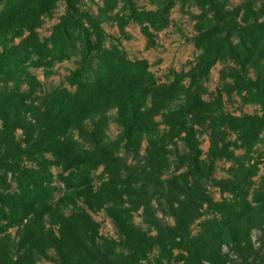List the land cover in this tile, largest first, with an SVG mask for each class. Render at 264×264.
Instances as JSON below:
<instances>
[{
    "label": "trees",
    "instance_id": "trees-1",
    "mask_svg": "<svg viewBox=\"0 0 264 264\" xmlns=\"http://www.w3.org/2000/svg\"><path fill=\"white\" fill-rule=\"evenodd\" d=\"M80 1L63 0L40 36L57 0H0V264H264V148L256 145L264 143V0H188L196 52L165 80L146 58H129L119 38L130 37L132 22L145 46L155 45L176 0H100L96 13ZM106 19L118 35L106 33ZM73 54L68 86L34 93L40 81L30 67L48 75ZM216 62L219 83L205 98ZM232 94L258 109L226 110L222 96ZM219 159L226 175L215 177ZM100 209L117 238L99 233L90 211Z\"/></svg>",
    "mask_w": 264,
    "mask_h": 264
},
{
    "label": "rangeland",
    "instance_id": "rangeland-1",
    "mask_svg": "<svg viewBox=\"0 0 264 264\" xmlns=\"http://www.w3.org/2000/svg\"><path fill=\"white\" fill-rule=\"evenodd\" d=\"M240 0H228L229 5H233L238 3ZM100 2V0H81L79 6L81 9H85L92 13H96V5ZM137 5L143 7H154V4L149 3L147 0H136ZM64 2L63 0H57L55 8L52 10L51 14L42 17V20L38 27L36 28L38 34L45 35L48 33L49 28L53 22L57 20L58 15L63 11ZM187 11H196V8L190 6L188 4V0H184L182 3L181 0H176L174 6L170 9L169 12V22L167 26L156 31L155 40L156 44L150 47L145 46V40L143 35L139 32L138 26L135 23H128L126 26V30L129 31V38L120 37V44L124 48L126 55L129 58L134 57H144L149 62V69L154 72L156 77L159 80H165L166 71L168 67H174L175 69L184 68L186 69L189 65L188 61H190L196 49L193 47L192 42L190 40V36L193 34L194 29L192 27V19L189 16ZM102 27L106 31V33L110 35H118L115 25L110 19L103 20L101 23ZM16 40V39H15ZM112 41L111 38H107L105 44H108ZM78 58L77 54H73L69 59H63L61 61L55 62L51 68L52 72L48 75H44L42 69L40 67H30V70L35 73L37 78L40 81L39 87L34 91L36 94H42L49 91L52 87L63 84L68 86L64 81L63 77L68 72L70 68H72L76 64V60ZM222 66V63L216 62L211 68L209 72V77L205 82L207 87V92L203 95L205 98L209 97V93L214 90V88L218 85V70ZM223 105L226 110H229L233 113H241V112H253L258 108L255 104H242L238 101L236 95L232 94L230 97L225 95L222 96ZM109 117L111 118L114 115V109L111 108L107 111ZM118 130V126L113 120H109L106 131L109 136H113ZM19 130H17V133ZM144 141L142 142V146ZM177 145L181 146V142L177 141ZM258 147L264 148L263 144H256ZM207 146V135H201V143L200 147L205 150ZM142 151V150H141ZM241 150H236V152H240ZM126 161L132 162L131 158L127 155ZM228 161L223 159H219L215 162V167L212 172V175L215 177L225 176L226 173L222 167L226 166ZM172 166L170 165L166 171V174L170 172ZM53 172L56 171L55 167L51 168ZM264 171V155L262 158V162L259 164L258 173ZM253 179L256 180L257 176H253ZM58 185V182L55 181ZM207 190L211 193V195L217 199L219 198L218 191L216 190L213 184L207 183ZM60 189L54 190V197L60 194ZM78 203H81L78 200ZM154 203V202H153ZM68 207L64 208V211H68ZM90 214L93 219L98 221L99 223V233L106 237L117 238V233L112 225L109 217L105 214V212L100 209L97 211H90ZM158 217H160L163 221L167 223L172 222V218L168 215L162 214L159 210L156 211ZM133 221L135 224L142 228H146V224L142 221L141 215L138 212L133 214ZM196 228V221L191 224V231H194ZM11 233L13 232V228H10ZM257 230H251V239L256 244ZM223 250H226L225 245L222 246ZM49 256H52V250L49 249ZM37 264H53L51 258H40L37 261ZM178 264V263H176ZM226 264H231L230 262H226ZM261 264V263H257Z\"/></svg>",
    "mask_w": 264,
    "mask_h": 264
}]
</instances>
